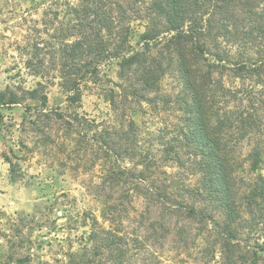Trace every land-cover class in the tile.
I'll return each instance as SVG.
<instances>
[{
	"label": "trees",
	"instance_id": "obj_1",
	"mask_svg": "<svg viewBox=\"0 0 264 264\" xmlns=\"http://www.w3.org/2000/svg\"><path fill=\"white\" fill-rule=\"evenodd\" d=\"M47 15L53 17L44 27L48 39L38 37L25 64L40 81L26 93L45 111L43 90L55 70L45 56H56L68 111L48 113L67 136H76L74 146L84 141L85 153L96 147L100 153L99 183L86 190L100 204L101 222L92 215L84 222L101 264H130L124 221L137 202L141 215L154 209L161 217L153 231L186 243L182 227L170 225L180 217L197 226L211 260L259 264L264 177L255 174L264 155V45L255 51L250 45L254 34H264V0H50ZM133 23L143 29L135 48ZM233 48L252 55L234 61ZM113 65L121 84L98 94L108 112L93 119L80 115L82 90L88 83L101 86V69ZM165 79L171 82L166 93ZM18 100L11 93L7 104ZM41 116L42 126L49 115ZM194 175L198 180L190 185Z\"/></svg>",
	"mask_w": 264,
	"mask_h": 264
},
{
	"label": "rangeland",
	"instance_id": "obj_2",
	"mask_svg": "<svg viewBox=\"0 0 264 264\" xmlns=\"http://www.w3.org/2000/svg\"><path fill=\"white\" fill-rule=\"evenodd\" d=\"M49 1L0 0V264H101L102 258L94 254L96 242L87 239L89 228L85 225L88 221L84 222L90 215L101 222L100 204L86 190L99 183L97 157L100 153L97 147L92 153H85L84 141L74 146L76 136H67L61 122L52 117L54 112L68 111L66 93L57 85L56 56H45L46 62L55 69L50 71V80L43 90L47 97L45 111L40 112L38 100L26 93L40 81L30 74L25 64L34 57L31 45L37 43L38 37L48 39L44 27L53 19L45 16ZM238 16L245 18L243 10ZM247 25L246 21L243 26ZM131 28L130 43L135 48L143 29L135 23ZM263 45L264 34H254L250 45L253 51ZM155 52L152 51V57ZM231 55L239 62L252 55V50L243 52L233 48ZM118 72L116 65L102 68L101 86L86 85L76 107L80 115L93 119L108 112V105L98 94L102 87L121 84ZM224 80L232 82L228 77ZM260 89L263 103L259 113L264 138V87ZM169 90L171 82L165 79L163 92ZM11 93L19 99L18 104H7ZM41 113L49 115L43 127L38 121ZM162 117L169 118L165 112ZM243 151L245 153L246 148ZM4 157L9 158L13 166H9ZM255 175L264 177V155ZM188 179L190 185H195L198 177ZM134 207L136 211H130L124 221L133 254L130 264L159 261L219 264L217 259L211 260V252L205 250L210 245L199 239L195 224L180 217L170 221L171 227L177 225L186 232L187 240L183 243L174 233L165 235L161 230L151 229L153 222L162 221L156 210L150 215H141L138 202ZM72 251L78 254L73 260L69 258ZM259 264H264V257Z\"/></svg>",
	"mask_w": 264,
	"mask_h": 264
}]
</instances>
